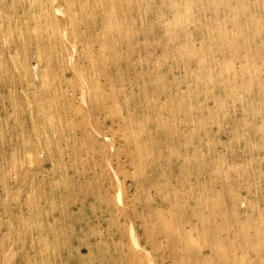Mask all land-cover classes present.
I'll return each mask as SVG.
<instances>
[{"label":"rangeland","instance_id":"obj_1","mask_svg":"<svg viewBox=\"0 0 264 264\" xmlns=\"http://www.w3.org/2000/svg\"><path fill=\"white\" fill-rule=\"evenodd\" d=\"M0 264H264V0H0Z\"/></svg>","mask_w":264,"mask_h":264},{"label":"bare ground","instance_id":"obj_2","mask_svg":"<svg viewBox=\"0 0 264 264\" xmlns=\"http://www.w3.org/2000/svg\"><path fill=\"white\" fill-rule=\"evenodd\" d=\"M58 12H59V11H58ZM53 13H54V12H53ZM56 13H57V12H56ZM56 15H57V14H56ZM170 26H171V24H170ZM61 33H63V32H61ZM186 44H187V43H186ZM105 45H106V42H105ZM105 45H104V46H105ZM101 46H102V43H101ZM108 46H109V45H108ZM99 47H100V45H99ZM106 47H107V46H106ZM109 47H110V46H109ZM102 48H103V47H102ZM107 48H108V47H107ZM105 49H106V48H105ZM105 49H104V51H106ZM111 50H112V49H111ZM114 50H115V49H114ZM102 51H103V49H102ZM87 52H88V51H87ZM67 54H69V53H67ZM70 55H71V54H70ZM67 58H68V57H67ZM68 59H69V58H68ZM90 61H91V60H90ZM89 63H91V62H89ZM93 67H94V66H92L91 68H93ZM79 75H80V74H79ZM83 80H84V79H83ZM84 82H85V81H84ZM80 83H81V82H80ZM37 237H38V236H37Z\"/></svg>","mask_w":264,"mask_h":264}]
</instances>
